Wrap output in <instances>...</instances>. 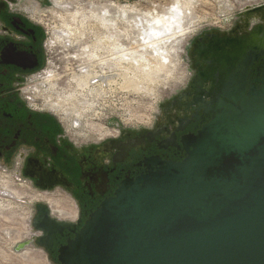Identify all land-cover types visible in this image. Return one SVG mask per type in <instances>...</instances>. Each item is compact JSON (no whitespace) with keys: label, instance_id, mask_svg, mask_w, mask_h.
I'll return each instance as SVG.
<instances>
[{"label":"flooded vegetation","instance_id":"flooded-vegetation-1","mask_svg":"<svg viewBox=\"0 0 264 264\" xmlns=\"http://www.w3.org/2000/svg\"><path fill=\"white\" fill-rule=\"evenodd\" d=\"M46 2L0 0V235L20 234L28 196L33 199L30 202L35 201L30 220L38 206L46 205L51 217L72 223L77 230L86 215L112 196L123 180L156 168L146 165V160H181L186 152L182 138L196 135L213 115L221 72L218 54L231 51L227 42H243L259 26L264 27L263 5L242 11L227 26L196 31L186 44L184 81L159 105L147 126L115 129L112 137L102 140L82 139L72 132L69 135L62 117L49 107V81L58 82L53 90L64 84L68 87L79 63L68 57L75 47L73 53L60 55L53 44L45 43ZM210 74H214L212 79L206 77ZM254 79L264 84V53L248 69V86L259 85ZM51 204L66 216L54 215ZM31 229L29 244H25L27 236L14 241L17 263L23 264L30 254L29 264H41V256L27 249L16 250L35 245L42 249L48 264H57L58 248L73 232L63 229L55 233L52 243L44 248L38 244L40 232Z\"/></svg>","mask_w":264,"mask_h":264},{"label":"water","instance_id":"water-1","mask_svg":"<svg viewBox=\"0 0 264 264\" xmlns=\"http://www.w3.org/2000/svg\"><path fill=\"white\" fill-rule=\"evenodd\" d=\"M227 44L213 115L182 138L181 160H146L156 168L123 180L77 230L38 206L29 225L40 246L73 232L57 264H264V84L247 80L264 53V27Z\"/></svg>","mask_w":264,"mask_h":264},{"label":"rangeland","instance_id":"rangeland-1","mask_svg":"<svg viewBox=\"0 0 264 264\" xmlns=\"http://www.w3.org/2000/svg\"><path fill=\"white\" fill-rule=\"evenodd\" d=\"M45 4L43 12L48 17L45 43L49 46L53 44L58 54L73 53V47L77 52L83 47L84 41L95 43L98 37L106 40V48H101L102 43H99L97 48L102 57L106 58V65L101 64L102 61L95 64L92 62L94 67H91V70L97 71L98 76H108L110 84L103 86L101 82H95L90 88H77L74 91L76 98H72L64 106L65 111L69 106L80 111L79 118L77 117L79 125L73 127V119L76 118L74 111L67 110L66 116L62 108H51L62 117L61 119L56 114L69 135L74 131L82 139H88L90 136L102 140L112 137L115 129H138L153 120L159 105L175 92L185 79L186 44L193 33L200 29L227 26L237 19L245 7L264 5V0H48ZM173 8L177 10L174 11ZM56 13L61 14V17ZM104 19L105 27L99 23V20ZM63 23L70 24L78 29L77 32L83 33L80 43L71 47L54 39L55 30L60 29ZM109 42L115 43L118 48L112 46L114 49L111 50ZM74 54L68 57L74 58L81 69L83 65L91 63L84 62L80 65V59L74 57ZM67 69L71 70L70 67ZM75 72L84 74L83 69L80 70L79 67ZM73 73L71 85L67 87L64 84L48 91L52 97L51 102L60 98L59 94L67 95L75 89ZM55 83H58L57 80ZM96 91L99 93L98 97L90 95ZM87 101L95 105L83 111ZM88 123H92L93 127L84 129V126L88 127ZM30 200L33 199L29 196L25 198V212L20 218V234L2 232L0 235V264H18L16 260L19 253L12 247L14 241L24 236L30 238L32 235L27 219L30 218L32 202L35 201ZM59 208L53 206L54 215H57ZM25 249L41 256V264H48L40 247L33 245ZM29 255L27 254L26 258Z\"/></svg>","mask_w":264,"mask_h":264},{"label":"bare ground","instance_id":"bare-ground-1","mask_svg":"<svg viewBox=\"0 0 264 264\" xmlns=\"http://www.w3.org/2000/svg\"><path fill=\"white\" fill-rule=\"evenodd\" d=\"M38 9V8H37ZM174 9V11H176L177 9L176 8H173ZM178 12V11H177ZM174 13H176V12H174ZM179 13V12H178ZM57 15H59L60 17H61V14H58V13H56ZM176 15V14H175ZM58 16V17H59ZM74 16V15H73ZM64 18V17H63ZM71 18V17H70ZM176 18V17H175ZM163 19V18H162ZM170 19V18H169ZM163 21H166V19L164 20L163 19ZM158 22H160L159 20H158ZM99 23L103 26V27H105V19L102 21V20H99ZM163 23H165V22H163ZM169 22H167L166 24H168ZM169 25V24H168ZM170 25H171V23H170ZM165 26V25H164ZM167 26V25H166ZM78 31V29L77 28H73V27H71V25L70 24H67V23H63L62 25H61V27H60V29H56L55 30V37H54V39L57 41V42H59V43H61V44H63V45H65V44H69L71 47H72V45H74L75 43H80L81 42V40H82V34L83 33H80V32H77ZM156 31V30H155ZM155 31H153V32H155ZM158 32V31H157ZM99 38V39H98ZM98 38H96V40H95V43H89L88 41H84L83 42V47H81L77 52H75V54L73 55L74 57H77L78 59H80V64H82V63H84V62H91V63H89L88 65H83L82 66V69H83V73L84 74H77V73H75V71H74V73L72 74V79H73V81H74V83H75V89H73L70 93H68L67 95H58V97L60 96V98H57L54 102H50L49 103V107L50 108H52V109H54V110H57V109H59L60 110V108H62V110L63 111H65V109H64V106H66V102H68L69 100H71L72 98H76V94L74 93V91L77 89V88H81V89H87V88H90L89 86L90 85H93L92 83H95V82H101L102 84H103V86H106V84L108 83V84H110L109 83V81H108V76H104V74L103 75H101V76H98V73H97V71H95V70H91V67L93 68L94 66H93V64H95V63H100L101 61V64H104V66L106 65V63L104 62V60L106 59H104V57H102V55H101V53H100V50H98L97 48H98V44L99 43H102V45H103V47L101 46V48L102 49H104V48H106V43H105V39L103 38V37H98ZM107 39V38H106ZM108 41H109V39H108ZM109 44H110V47H111V50L112 49H114V48H118V46H116V44L115 43H113V42H109ZM152 44V43H151ZM112 46L114 47V48H112ZM116 51H118L117 49H116ZM112 55V54H111ZM142 57V56H141ZM159 58V57H158ZM114 59V58H113ZM142 61V60H141ZM92 62H94L93 64H92ZM156 63H157V61H156ZM155 63V64H156ZM163 63V62H162ZM117 64V63H116ZM140 64V63H139ZM161 64V63H160ZM79 65V64H78ZM152 65V64H151ZM104 66H102V68H104ZM141 66V65H140ZM73 69V68H72ZM79 69H80V66H79ZM138 69V68H137ZM79 71V70H78ZM144 71V70H143ZM148 74V73H147ZM134 76V75H133ZM127 79V78H126ZM111 81V80H110ZM132 81V80H131ZM130 81V82H131ZM132 83V82H131ZM131 83H129V84H131ZM49 84L50 85H52V87H50L49 88V90H53L54 89V85H55V83H52L51 82V80L49 81ZM133 84V83H132ZM136 85V84H135ZM133 86V85H132ZM94 87V86H93ZM134 87V86H133ZM132 88V87H131ZM83 95L85 94V93H82ZM97 94H98V96H99V93H98V91H96V92H93V93H91L90 95H92V96H95V97H98L97 96ZM87 95V94H86ZM88 96V95H87ZM84 102V101H83ZM85 108H84V110L83 111H85V110H88L89 108H91V105H95V104H93L92 102H89V101H87V102H85ZM70 107V106H69ZM69 107H67V109H66V111L67 110H69L70 112H75L76 113V118L75 119H73V127H74V125L75 126H77V125H79V123H80V121H79V119H77V117L79 118V115H80V111L78 110V109H76V108H69ZM66 108V107H65ZM65 111V115L66 116H68V113ZM55 113V112H54ZM56 114V113H55ZM74 115V114H73ZM77 120L79 121V122H77ZM62 121V120H61ZM70 123V122H69ZM93 127V125H92V123H88V127L87 126H84V129H91ZM70 130V129H69ZM79 130L80 131H82V129L81 128H79ZM73 134H75L76 132H72ZM76 135V134H75ZM83 136H86V135H84V134H82ZM77 136V135H76ZM57 215H59L60 217H65L66 215H65V213L64 212H62V210H60V209H58L57 210ZM29 224V223H28ZM29 262H28V257L27 258H25L24 259V263L23 264H28Z\"/></svg>","mask_w":264,"mask_h":264},{"label":"built area","instance_id":"built-area-1","mask_svg":"<svg viewBox=\"0 0 264 264\" xmlns=\"http://www.w3.org/2000/svg\"><path fill=\"white\" fill-rule=\"evenodd\" d=\"M115 129V128H114ZM31 228V227H30ZM29 237H27V239H28Z\"/></svg>","mask_w":264,"mask_h":264}]
</instances>
